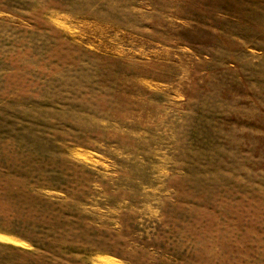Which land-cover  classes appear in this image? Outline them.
Returning a JSON list of instances; mask_svg holds the SVG:
<instances>
[{
    "label": "rangeland",
    "instance_id": "1",
    "mask_svg": "<svg viewBox=\"0 0 264 264\" xmlns=\"http://www.w3.org/2000/svg\"><path fill=\"white\" fill-rule=\"evenodd\" d=\"M0 264H264V0H0Z\"/></svg>",
    "mask_w": 264,
    "mask_h": 264
}]
</instances>
